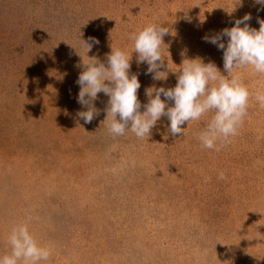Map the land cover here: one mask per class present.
Masks as SVG:
<instances>
[{
  "label": "rangeland",
  "instance_id": "obj_1",
  "mask_svg": "<svg viewBox=\"0 0 264 264\" xmlns=\"http://www.w3.org/2000/svg\"><path fill=\"white\" fill-rule=\"evenodd\" d=\"M238 3L0 0V255L12 227L27 223L51 250L43 264H264V106L255 100L264 74L237 69L253 96L238 134L218 151L198 140L206 119L186 122L181 136L165 116L149 138L113 137L103 92L91 123L78 115L83 40L98 39L88 56L107 64L111 45L131 53L133 33L165 22L173 70L200 57L227 75L223 50L204 37L247 13L258 30L264 6ZM137 55L130 75L144 111L146 89L174 87L179 73L166 58L167 80H154Z\"/></svg>",
  "mask_w": 264,
  "mask_h": 264
},
{
  "label": "clouds",
  "instance_id": "obj_2",
  "mask_svg": "<svg viewBox=\"0 0 264 264\" xmlns=\"http://www.w3.org/2000/svg\"><path fill=\"white\" fill-rule=\"evenodd\" d=\"M254 3L264 6V0H254ZM242 4L243 0H239L237 5ZM251 19V14L247 13L231 28L204 37L205 42L223 50L227 75L222 74L214 62L205 63L200 57L186 58L178 69L173 70L163 49L164 37L171 32L165 22L149 23L133 33L130 37L133 41L131 53L111 45L107 64L88 56L99 40L93 39L92 43L83 40L88 59L79 54L84 68L77 79L80 87L77 102L86 110L80 111L79 117L85 123H91L99 115L95 101L103 92L109 97L105 127L113 137L131 131L139 139L149 138L157 122L165 116L170 121V133L181 136L186 134L183 127L186 122L188 125L190 121L206 119L198 140L203 148L220 150L219 146L229 143L238 134L253 96L237 69L250 68L254 74H264V20L259 21L257 30L247 23ZM133 51L138 54V64L148 65L146 74L152 75L154 80H167L168 71L160 70L166 58L167 68L179 73L174 87L146 89L149 99L143 105L144 111L140 110L142 105L138 98L140 80L137 74L130 75ZM255 100L264 106V91H257ZM169 101L173 102L171 106ZM220 178H224L223 173ZM7 241L10 250L0 255V264H43L50 259L51 250L35 238L27 223L13 226Z\"/></svg>",
  "mask_w": 264,
  "mask_h": 264
}]
</instances>
